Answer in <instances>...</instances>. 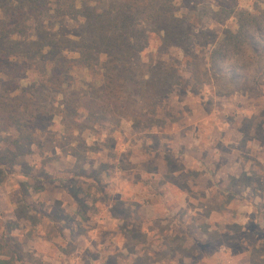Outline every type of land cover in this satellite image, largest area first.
Wrapping results in <instances>:
<instances>
[{"label":"rangeland","instance_id":"obj_1","mask_svg":"<svg viewBox=\"0 0 264 264\" xmlns=\"http://www.w3.org/2000/svg\"><path fill=\"white\" fill-rule=\"evenodd\" d=\"M148 14L109 67L71 44L30 61L35 26L3 45L0 264H264V0Z\"/></svg>","mask_w":264,"mask_h":264},{"label":"trees","instance_id":"obj_2","mask_svg":"<svg viewBox=\"0 0 264 264\" xmlns=\"http://www.w3.org/2000/svg\"><path fill=\"white\" fill-rule=\"evenodd\" d=\"M173 1L147 0L145 4H142L141 0H0V7H5L4 11L6 12V16L0 17V73L3 72L7 60L11 59L14 53L3 45H7L9 41L12 42L14 37L28 36L32 26H35L36 35L32 36L30 40L32 47L26 52L25 57L29 60L32 57L42 58L50 51L56 52L60 46L67 47L71 44L75 46L72 48L74 52L79 54L78 62L86 67L95 69L104 54L110 58L109 67L113 64L112 56H110L111 49H121L125 55L128 50L139 45L142 32L134 33L133 30V35H135L131 34L133 36L131 37L129 31L135 28L140 16L149 11L146 17L155 22L162 18L157 14L169 18V10ZM157 4L159 6L152 11ZM66 18L81 22L83 32L75 39H67L62 36L58 38L59 33L56 31L55 22L63 21ZM56 59L60 63L62 62V65L50 66L52 76L55 74V67H62L63 63L67 62L61 52L57 53ZM113 59L116 60L115 57ZM71 63L77 64L72 59L69 61V64ZM63 72L65 73L63 78H66L65 76H69L70 70L63 69ZM121 79L127 80L128 75L125 76L120 71L111 76H105L107 88ZM146 85L150 86V83ZM79 91L80 89L76 90L75 94L68 97L67 110L71 111L78 99ZM89 110H91V116L103 112V109L94 106L89 107ZM17 120L16 116H11L9 122L18 126ZM17 129L20 130V125Z\"/></svg>","mask_w":264,"mask_h":264}]
</instances>
